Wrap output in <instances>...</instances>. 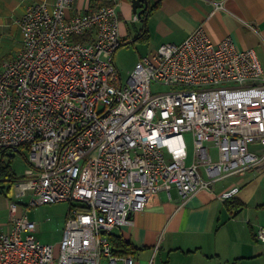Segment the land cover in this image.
<instances>
[{"label": "built area", "instance_id": "obj_1", "mask_svg": "<svg viewBox=\"0 0 264 264\" xmlns=\"http://www.w3.org/2000/svg\"><path fill=\"white\" fill-rule=\"evenodd\" d=\"M72 1L24 9L21 47L0 68V150L26 152L14 187L17 197L30 193L28 207L78 205L56 249L36 240V223L16 217L11 203L0 264H134L114 252L109 233L154 194L174 188L184 204L264 164V73L254 49L230 38L213 43L199 27L141 57L123 83L113 62L121 46L117 0L67 17ZM256 237L264 240V228Z\"/></svg>", "mask_w": 264, "mask_h": 264}, {"label": "crops", "instance_id": "obj_2", "mask_svg": "<svg viewBox=\"0 0 264 264\" xmlns=\"http://www.w3.org/2000/svg\"><path fill=\"white\" fill-rule=\"evenodd\" d=\"M41 1L54 2L0 0V37H5L11 26L19 30L18 23L26 6ZM147 2L138 21L132 20L131 0L116 2L121 46L115 51L113 62L118 72L117 58L124 54L125 45L131 49L133 65L128 67L131 70L141 57L153 53L161 44H179L201 27L213 43L230 38L239 49H254L264 73V0ZM218 3H222L223 9L213 11ZM102 4H105L102 0H73L66 15L72 17ZM4 61L0 59V68ZM9 156L12 155L6 152L5 162ZM10 169L18 177L15 186L21 175L11 166ZM202 176L206 178L204 172ZM6 185L0 181V231L3 232L9 228L11 203L15 204L16 217L26 215L29 209L15 203L14 198L24 197L16 196L15 187L5 194ZM233 189H236L233 195L221 198ZM259 227L264 228V164L216 181L209 190L198 192L184 204H180L176 189L160 190L142 211L130 215L126 224L113 228L109 239L114 252L131 256L134 264H264V240L256 237ZM63 230L64 227L53 245L56 249ZM99 264L108 262L101 259Z\"/></svg>", "mask_w": 264, "mask_h": 264}, {"label": "rangeland", "instance_id": "obj_3", "mask_svg": "<svg viewBox=\"0 0 264 264\" xmlns=\"http://www.w3.org/2000/svg\"><path fill=\"white\" fill-rule=\"evenodd\" d=\"M21 47V35L15 26H11L9 31L6 32L5 37H0V59L3 60L10 59L18 49ZM124 54H121L117 58V68L119 70V74L121 77L122 82L124 83L127 76L128 70L130 66L133 65L132 58L130 57L131 49L123 47ZM120 57V60L118 61ZM116 63V59H114ZM117 64V63H116ZM127 67V69H126ZM131 69V68H130ZM171 89L167 86H156L152 85L153 92H168ZM186 139V151L188 155V159L186 163H189L191 154H192V143L191 137L189 134H185ZM8 155H12L10 166L13 171L21 177L23 172L25 171L27 164L25 161L26 152L23 149L20 150H9L7 151ZM214 155V153H213ZM7 158V157H6ZM14 187V186H13ZM12 187V188H13ZM13 190V189H12ZM31 195L29 192H26L25 196L21 199L14 198L15 203L20 205H27L29 204ZM78 205L77 202H54L49 204H41L35 207H28L29 209L26 212L27 218L29 220H33L37 224V231L34 232V235L42 242L48 245H55L57 241L60 239L61 230L64 227V223L66 217L68 216L69 211L73 206Z\"/></svg>", "mask_w": 264, "mask_h": 264}, {"label": "trees", "instance_id": "obj_4", "mask_svg": "<svg viewBox=\"0 0 264 264\" xmlns=\"http://www.w3.org/2000/svg\"><path fill=\"white\" fill-rule=\"evenodd\" d=\"M77 39L81 41L84 40V38L82 37L77 38ZM7 151L9 150L8 149L0 150V181L7 184L5 194H7L9 189L12 188V186L14 185V183L18 181V177H16L15 174L10 169V162H11L12 156H9L6 162L4 161V157ZM0 192H2V190Z\"/></svg>", "mask_w": 264, "mask_h": 264}, {"label": "water", "instance_id": "obj_5", "mask_svg": "<svg viewBox=\"0 0 264 264\" xmlns=\"http://www.w3.org/2000/svg\"><path fill=\"white\" fill-rule=\"evenodd\" d=\"M147 4V0H131L132 11L137 16H140L142 12L147 8Z\"/></svg>", "mask_w": 264, "mask_h": 264}]
</instances>
